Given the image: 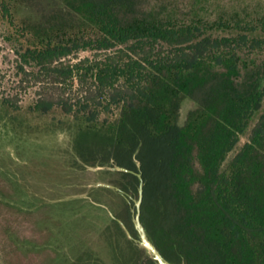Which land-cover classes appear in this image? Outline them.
Masks as SVG:
<instances>
[{
	"label": "trees",
	"instance_id": "obj_1",
	"mask_svg": "<svg viewBox=\"0 0 264 264\" xmlns=\"http://www.w3.org/2000/svg\"><path fill=\"white\" fill-rule=\"evenodd\" d=\"M209 1L0 0L18 87L38 86L27 104L0 94V120L33 131L23 112L59 119L73 135L58 160L75 172L60 164L62 177L45 181L61 191L49 218L33 209L43 180L0 168V264L14 252L39 264H158L117 219L138 237L137 174L104 167L77 183V169L114 165L142 171L141 220L171 262L264 264V12L212 15ZM185 99L194 107L181 123ZM74 192L88 197L62 199ZM30 215L48 240L22 230ZM60 215L76 226L61 229Z\"/></svg>",
	"mask_w": 264,
	"mask_h": 264
},
{
	"label": "rangeland",
	"instance_id": "obj_2",
	"mask_svg": "<svg viewBox=\"0 0 264 264\" xmlns=\"http://www.w3.org/2000/svg\"><path fill=\"white\" fill-rule=\"evenodd\" d=\"M204 6L207 12L212 15H214L218 11H227L229 13H232L234 11H249L254 16L259 12H264V0H210L209 2L204 3ZM0 28L2 30L6 29L4 22H2L1 15ZM26 40L27 39L24 38L25 42H27ZM86 54L87 53H83V55ZM14 59L15 54L11 49L10 44L7 43L3 39V36L0 34V94L4 93L11 94L13 96H22V98H24V104H27L29 103V99L36 94L38 86L31 85L27 88V90L18 87L17 81L19 80V77L14 75V69L12 67ZM193 107V101L189 99L184 100L181 108V123H184L188 111ZM22 116L26 119L24 124L28 122L31 124V126L35 128L33 131L25 130L24 126L22 125V130L16 131L15 129H13L12 123H6L4 120H0V168L6 167V169H15L16 163L18 167L22 168L21 170L25 174L31 171V173L34 175V181L36 183V186L38 185L37 182L39 181V179L43 180L42 182H39L41 183V186L38 190H36L35 188H31L33 191L35 189L38 192L39 196H41L39 198L41 200L40 203L39 201L36 202L37 207H33V209L35 210V212H40V214H43L46 217L49 216L50 218L58 214V212L55 211L56 208L53 204L57 201V197L54 195L60 194L61 191L57 187H54V184L52 182L62 177V169L60 164H62L64 167V174L66 173L73 176L75 173L74 171L70 170L69 167H66L68 165L64 164L62 162V159L58 160V154H64L67 152V149L70 146V141L72 139L73 132L69 130H62L59 127H56L58 125L59 119H53L51 115L36 116L23 112ZM99 169L100 168L98 167H88L83 172H80L77 169V183L81 177L80 174L88 181H90L89 179L93 178V172ZM48 178L51 179L52 182H45ZM65 182L67 184H72L74 180L72 181V179L70 178L66 179ZM96 183H94V185H96ZM54 189H58L59 191H52ZM70 189V192L74 191L72 187H70ZM77 197L87 198L88 194L74 192L65 195L62 199L64 200ZM35 200L38 199L36 197H32V202ZM35 216L36 215L28 216L31 222L28 219V221L24 220L26 219V217L24 216H19V218L22 219H18V221L22 224V230L24 232L31 234V236H37L39 242L42 243L43 241L48 240L49 229H47L46 227L40 232L34 231L33 225ZM37 216H39V214ZM60 216L67 218H58L63 220L61 221L63 225L61 229L69 231L76 226V221L69 218V216ZM7 217L9 220L8 215ZM10 218L13 220L12 216H10ZM53 223L54 221L50 222L51 226L53 225ZM96 233V230L93 231L91 229V231H89V236L91 238H94ZM2 238L3 231L0 228V242L2 245H4V243L2 242ZM90 242L91 241L89 240V243ZM90 246L94 247V245ZM55 247V245L50 244L46 248V251L54 252L56 249ZM8 259L9 264H39L38 256H36L34 252L29 253V256L27 258H24L18 253L14 252L13 254L9 255Z\"/></svg>",
	"mask_w": 264,
	"mask_h": 264
},
{
	"label": "water",
	"instance_id": "obj_3",
	"mask_svg": "<svg viewBox=\"0 0 264 264\" xmlns=\"http://www.w3.org/2000/svg\"><path fill=\"white\" fill-rule=\"evenodd\" d=\"M137 165L139 168H141V162L139 160H137ZM104 167L110 168L112 170H119V171H125V172H135L137 174V176L139 177V181H140L139 182V188H138V198L135 199V207L132 208V212H133V222H134L135 228L138 232V237L135 238L133 236V234L131 233V231L129 230V228L127 227V225L121 219H119V218H117V219L122 224L124 229L126 230L127 235L131 239H134L140 247L144 248L145 251L147 252V254L151 258H153L158 264H176L174 262H171L169 259H167L161 253V251L158 249V247L155 245V243L149 237L147 229L141 220V205H142V201H143L144 185H145V181L143 178L142 171L141 170L134 171V170H131V169H129L125 166H121V165H114L112 167H110V166H98V168H100V169L104 168ZM99 185L107 186V187H111V188H118L113 184H109V183H105V182L96 183V186H99ZM182 264H186V263H182Z\"/></svg>",
	"mask_w": 264,
	"mask_h": 264
}]
</instances>
